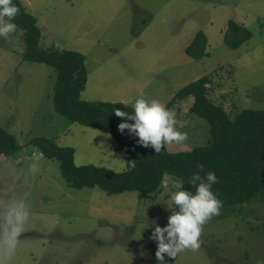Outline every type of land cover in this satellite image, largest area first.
Here are the masks:
<instances>
[{"label": "rangeland", "instance_id": "obj_1", "mask_svg": "<svg viewBox=\"0 0 264 264\" xmlns=\"http://www.w3.org/2000/svg\"><path fill=\"white\" fill-rule=\"evenodd\" d=\"M19 1L36 18L43 48L84 55L83 101L130 106L143 95L166 105L180 88L210 73L208 98L229 117L264 110V0ZM229 21L251 32L235 50L222 40ZM198 31L207 38L209 55L192 60L185 48ZM24 49L19 28L0 37V127L19 146L14 157L0 156V203L23 191L30 209L15 252H0V264H156V245L148 236L153 222L162 227L172 213L164 187L149 198L69 187L58 161L42 157L32 138L72 148L76 166L122 172L126 163L109 134L54 111L56 72L23 61ZM190 105L187 99L169 108L177 129L187 134L183 142L164 145L169 152L210 142L208 123L192 115ZM33 164L35 174L28 171ZM199 243L195 251L166 257L168 264H264V197L221 220L212 216Z\"/></svg>", "mask_w": 264, "mask_h": 264}, {"label": "trees", "instance_id": "obj_2", "mask_svg": "<svg viewBox=\"0 0 264 264\" xmlns=\"http://www.w3.org/2000/svg\"><path fill=\"white\" fill-rule=\"evenodd\" d=\"M12 2L19 9L12 22L21 30L25 46L21 59L44 64L56 72L52 96L54 111L70 122L109 134L126 163L122 172L92 165L76 166L72 148L58 146L45 137L32 138L30 145L42 157L58 161L61 176L69 187H97L107 195L135 191L143 198H149L163 187L161 182L165 175L182 179L185 189L191 187L194 191V186L188 184L192 174L199 172L204 176L212 171L217 181L211 190L221 201L219 212L213 217L219 220L231 215L239 206L264 197V110L243 109L229 117L221 106L208 98L211 83L208 73L176 91L165 106L169 109L177 102L190 100L189 112L209 125L210 142L204 147L175 153L162 146L156 153L152 147L136 144L138 138L127 129L123 133L118 131L117 125L123 118L117 117L112 110L118 108L130 113L131 106L81 100L80 94L87 81L84 55L54 46L43 48L39 43L41 31L36 18L19 0ZM250 38L251 32L245 26L229 21L222 40L228 48L235 50ZM185 54L192 60L209 55L207 38L202 31L194 35ZM18 150L14 136L0 127V156L9 159ZM199 165H203L202 171Z\"/></svg>", "mask_w": 264, "mask_h": 264}, {"label": "clouds", "instance_id": "obj_3", "mask_svg": "<svg viewBox=\"0 0 264 264\" xmlns=\"http://www.w3.org/2000/svg\"><path fill=\"white\" fill-rule=\"evenodd\" d=\"M18 12L19 9L12 0H0V37L7 38L9 33L15 31L16 25L12 21ZM130 106V113L118 108L112 111L117 117L123 118L117 125L118 131L123 133L127 129L138 138L135 140L136 144L152 147L159 153L162 146L187 139V134L176 127L175 113L158 100H148L139 95ZM198 167L203 170V165ZM28 171L35 174L37 166L29 165ZM216 181L217 177L212 171L204 176L199 172L193 173L188 180V184L194 186L193 191L191 187L185 189L182 179L165 175L161 182L167 193L168 202L165 205L166 209H172V213L164 226L155 222L151 225L148 239L156 245V264H168L166 257L176 258L185 250L195 251L199 248L202 225L218 214L221 205V201L211 190ZM26 199V193L14 191L0 203V252L5 256H11L15 252L29 219L30 209ZM149 226L147 224L143 229Z\"/></svg>", "mask_w": 264, "mask_h": 264}, {"label": "built area", "instance_id": "obj_4", "mask_svg": "<svg viewBox=\"0 0 264 264\" xmlns=\"http://www.w3.org/2000/svg\"><path fill=\"white\" fill-rule=\"evenodd\" d=\"M41 155V154H40Z\"/></svg>", "mask_w": 264, "mask_h": 264}]
</instances>
